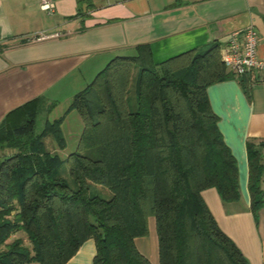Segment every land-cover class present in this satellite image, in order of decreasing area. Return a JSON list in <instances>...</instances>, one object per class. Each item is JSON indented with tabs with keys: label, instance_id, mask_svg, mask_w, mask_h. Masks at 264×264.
<instances>
[{
	"label": "trees",
	"instance_id": "1",
	"mask_svg": "<svg viewBox=\"0 0 264 264\" xmlns=\"http://www.w3.org/2000/svg\"><path fill=\"white\" fill-rule=\"evenodd\" d=\"M90 0H76L84 15ZM84 8V9H83ZM84 10V11H83ZM111 58L63 113L81 122L75 149L61 159L63 115L34 131L35 97L0 120V264H64L86 240L91 264H150L134 245L154 223L157 264H249L221 230L201 191L239 199L237 166L217 127L206 87L235 77L249 98L253 73L227 70L212 41L153 63L146 44ZM133 75L130 108L128 87ZM96 149L98 155L88 152ZM264 140L245 143L248 209L264 207ZM66 164L71 186L60 174ZM108 199L88 194V184ZM15 233L22 236L11 238Z\"/></svg>",
	"mask_w": 264,
	"mask_h": 264
},
{
	"label": "crops",
	"instance_id": "2",
	"mask_svg": "<svg viewBox=\"0 0 264 264\" xmlns=\"http://www.w3.org/2000/svg\"><path fill=\"white\" fill-rule=\"evenodd\" d=\"M50 1L53 9L46 13L39 0H0V120L38 96L51 105L41 111L43 124L58 118L51 117L53 110L68 104L111 58L134 54L138 44L148 46L153 63L212 41L218 43L220 56L228 34L250 24L256 33V55L264 60V0H90L84 15H76V0ZM38 33L59 35L29 41ZM251 78L249 98L234 76L206 87L217 127L237 160L240 195L247 207L245 143L264 140V81ZM70 113L62 114L59 125L64 142L72 135L64 130ZM74 119L78 130L72 133L78 139L81 122L78 115ZM205 191L209 188L201 191L209 209ZM208 193L217 203V194ZM224 227L231 228L226 222ZM147 228V235L134 238V245L150 264H157L151 217ZM243 241L234 240L242 254L246 257L247 250L255 264H264V243ZM93 253V241L86 239L64 264H91Z\"/></svg>",
	"mask_w": 264,
	"mask_h": 264
},
{
	"label": "rangeland",
	"instance_id": "3",
	"mask_svg": "<svg viewBox=\"0 0 264 264\" xmlns=\"http://www.w3.org/2000/svg\"><path fill=\"white\" fill-rule=\"evenodd\" d=\"M132 85H133V75H132V79L130 81V85L128 87V99H129L128 102H129L130 108H132L133 104H134V102H132V100H131ZM66 107H67V104L61 106V108L53 110V112L51 113V117L52 116L59 117L60 115H62L64 113ZM74 116L76 117L77 114L75 113V111L71 110V113H70V115H68V118L66 120L67 126L64 127V130H65V128H68L69 131H71L70 134H72V135L67 136L65 138L64 148L58 149L57 146L53 143V141H51V139L49 137H45L43 139L45 148L50 150V151H55L56 154L61 159H63L70 151L74 150L75 146H76L77 137L73 136L72 131H75V134H76V130H78V126H77L78 123H77L76 119H74ZM42 126H43V112H40L36 116V119H35L34 131L35 132L40 131L42 129ZM88 153H89L88 155L90 157H96L98 155L96 149H92ZM235 161H237V160H235ZM262 162L264 164V151H263ZM237 163H239V161ZM236 166H237V164H236ZM59 169H60L61 176L64 177V179L71 186H73L74 185L73 181L67 175L66 164L62 163V165L59 167ZM237 177H238V171H237ZM239 185H240V183H239ZM239 185H238V189H239ZM262 186H264V183H262ZM208 192H211L213 194H217V193H215V190L212 187H209V191H207V193ZM207 193L205 191L204 194L206 197L205 199H206V201L210 207L209 209L211 210L216 222H218L221 230L225 229L224 231L223 230L222 231L233 242L235 240V241H237V243H240L241 240H243V238H244L245 241H243V242L246 244H248L249 239L253 240V241L256 240L258 246H259V244L264 243V207H261L258 210L257 218L255 220L252 217L245 201L242 200V197L240 195V189H239V199L237 201H234V202H225L224 203L219 199V197H217L218 195H216V197H217V203H216V201L215 202L212 201V199L206 195ZM88 194L89 195H96V196L101 197L103 199H108L111 195V193L108 189H106L105 187H103L101 185L94 184V183L88 184ZM225 222L228 223L232 229L231 228L230 229L225 228L224 227ZM236 225H238V226L236 227ZM225 231H227V233ZM234 232H235L236 237L233 235ZM229 235H233L234 240ZM16 236H22V235L20 233H15L14 235L11 236V238L16 237ZM234 244L236 245V242H234ZM244 251H246V252H244ZM244 251H243V253L248 258L249 256H247V255H249V254H247V250H244ZM247 261L249 262V264H255V262L252 260L251 257L248 258Z\"/></svg>",
	"mask_w": 264,
	"mask_h": 264
},
{
	"label": "built area",
	"instance_id": "4",
	"mask_svg": "<svg viewBox=\"0 0 264 264\" xmlns=\"http://www.w3.org/2000/svg\"><path fill=\"white\" fill-rule=\"evenodd\" d=\"M39 8L46 13H51L53 3L50 0H39ZM58 35V33H38L28 39L29 41H36L54 38ZM256 45V33L252 25L247 24L240 31L230 32L220 55L223 66L235 76L251 72L264 81V60L257 57Z\"/></svg>",
	"mask_w": 264,
	"mask_h": 264
}]
</instances>
